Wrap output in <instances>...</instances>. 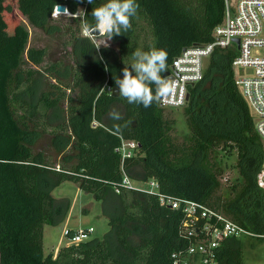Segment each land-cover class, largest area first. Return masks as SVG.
I'll return each instance as SVG.
<instances>
[{
	"label": "trees",
	"instance_id": "obj_1",
	"mask_svg": "<svg viewBox=\"0 0 264 264\" xmlns=\"http://www.w3.org/2000/svg\"><path fill=\"white\" fill-rule=\"evenodd\" d=\"M105 2L18 0V9L32 27L54 33L50 26L57 5L65 4L73 13L84 9L72 19L80 30L85 22L95 23L92 9ZM137 3L132 28L112 38L118 50H95L97 57L88 64L78 62L73 72L78 94L67 97L61 90L54 96L37 88L39 72L23 66L41 64L45 50L28 47L29 28L7 0H0V264H171L172 253L184 248L189 238L183 211L162 205L159 194L205 203L248 231L223 241L216 264H244L246 239L264 238V189L257 182L264 167V143L235 82L237 48L214 51L205 78L190 87L184 106L191 128L189 146L178 147L168 135L169 121L159 106L156 85H150L154 100L147 108L113 95L114 77L122 78L136 49H164L168 71L183 48L211 41L224 18V0ZM64 100L68 115L52 124V112ZM117 103L124 108L122 118L110 121ZM48 128L51 143L64 153L59 162L35 151ZM122 139L138 143L135 154L125 160L117 151ZM220 146L228 155L237 151L238 176L231 197L218 194L221 167L211 154ZM67 147L69 153L64 152ZM136 169L143 173L140 179ZM124 172L133 180L157 181L158 192L124 187ZM65 181L101 202L110 228L103 237L46 254L44 226L56 223L68 207L53 195Z\"/></svg>",
	"mask_w": 264,
	"mask_h": 264
},
{
	"label": "built area",
	"instance_id": "obj_2",
	"mask_svg": "<svg viewBox=\"0 0 264 264\" xmlns=\"http://www.w3.org/2000/svg\"><path fill=\"white\" fill-rule=\"evenodd\" d=\"M224 4V18L214 28L211 41L185 47L186 49L173 59L168 69L170 80L163 83L161 88L159 106L184 107L189 99L187 97L190 87L205 78L214 51L235 47L238 50L232 62L235 82L255 120L256 131L264 143V0H224ZM60 13L63 12L58 11L56 6L53 16L57 17ZM237 38L240 40V46L234 41ZM92 125L97 126L98 122L93 121ZM137 147L136 141L122 139L117 151L125 160L135 154ZM257 182L264 189V167L258 173ZM121 184L127 188L139 189L126 172ZM150 185L152 189L145 192H158L157 181L151 180ZM116 191L119 192V189ZM159 199L162 205L181 209L185 216L183 226L187 231L185 236L189 238L188 243L180 251L172 253L171 264H216L220 246L225 239L241 237L248 233L224 213L205 203L188 198L177 199L164 194H159ZM93 232L94 228L90 227L79 230L66 229L64 234L70 245L90 239Z\"/></svg>",
	"mask_w": 264,
	"mask_h": 264
},
{
	"label": "rangeland",
	"instance_id": "obj_3",
	"mask_svg": "<svg viewBox=\"0 0 264 264\" xmlns=\"http://www.w3.org/2000/svg\"><path fill=\"white\" fill-rule=\"evenodd\" d=\"M13 8V13L22 18L23 22L30 30V41L28 47H37L45 50L43 62L41 64L27 63L24 68H33L39 72L38 89L50 90L56 96L61 90L66 96L76 97L78 88L73 85V72L77 63L88 64L97 57L96 51L109 49V52L118 50V43L113 39L106 41L107 47L104 46L106 37L96 33H85L83 27L78 30V25L73 16L83 13L80 7L76 13L63 12L53 17L50 29L54 31H45L43 29L32 27L25 16L19 14L18 0H7ZM82 45V46H80ZM89 50V55L86 52ZM96 50V51H95ZM88 53V52H87ZM54 65V66H53ZM56 66V67H55ZM37 74V73H36ZM38 76V75H37ZM34 99V98H33ZM32 100V99H29ZM164 117L169 121V131L172 142L182 148L190 145L191 128L188 124V116L185 107L164 108ZM113 110L120 114L122 118L124 108L120 103L113 106ZM112 110V111H113ZM51 123L62 122L63 118L68 115V100L60 103L59 108L52 112ZM109 117L110 121H119ZM35 143V151H40L47 155L51 161L59 162L64 153L59 152L51 143L50 128ZM69 147L64 152L69 153ZM212 161L216 160L221 167L218 180L220 188L218 194L222 197L233 195L231 192L235 178L238 176L236 149L228 155L227 151L218 147L212 152ZM173 156V153H171ZM60 167L59 164L56 167ZM137 179L143 175L140 169L134 170ZM132 179L133 184L143 190L152 189L150 180ZM53 195L60 200L66 201L67 210L61 219L56 223L46 224L44 226V251L45 253L54 252L56 254L61 247L70 243L64 234L66 229L79 230L94 228L91 238L103 237L109 230V224L106 217L102 214V204L94 198L91 192L82 190L77 184L71 181H65L53 190ZM244 264H264V238L246 239L243 250Z\"/></svg>",
	"mask_w": 264,
	"mask_h": 264
},
{
	"label": "clouds",
	"instance_id": "obj_4",
	"mask_svg": "<svg viewBox=\"0 0 264 264\" xmlns=\"http://www.w3.org/2000/svg\"><path fill=\"white\" fill-rule=\"evenodd\" d=\"M87 2L93 4V0H87ZM139 7L137 0H106L105 3L92 9L91 16L95 23L85 22L83 31L98 32L106 37L103 44L107 47L106 41L132 28V19L138 15ZM167 55L164 49L155 47L148 51L136 49L132 53V62L125 64L122 69V78L114 77L118 96L125 98L129 104L150 107L154 100L150 85H156L157 90L162 88L164 82L161 73L166 71ZM110 116L113 119H120V114L115 110L110 113Z\"/></svg>",
	"mask_w": 264,
	"mask_h": 264
},
{
	"label": "water",
	"instance_id": "obj_5",
	"mask_svg": "<svg viewBox=\"0 0 264 264\" xmlns=\"http://www.w3.org/2000/svg\"><path fill=\"white\" fill-rule=\"evenodd\" d=\"M57 10L58 11H60V12H67V10H69L68 9V7L65 5V4H59V5H57ZM96 34H99L98 32H96ZM237 44H238V46H240V40L237 38V39H235L234 40ZM186 48H183V50H185ZM168 74H169V72L168 71H166L165 73H164V79H163V82L164 83H168L169 82V80H170V77L168 76ZM113 95L114 96H118V87H115V89H114V91H113ZM162 95V90L160 89V91H159V96H161ZM187 98H189V95H188V97Z\"/></svg>",
	"mask_w": 264,
	"mask_h": 264
},
{
	"label": "bare ground",
	"instance_id": "obj_6",
	"mask_svg": "<svg viewBox=\"0 0 264 264\" xmlns=\"http://www.w3.org/2000/svg\"><path fill=\"white\" fill-rule=\"evenodd\" d=\"M66 13V12H65ZM72 13V12H71Z\"/></svg>",
	"mask_w": 264,
	"mask_h": 264
}]
</instances>
